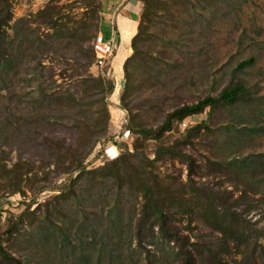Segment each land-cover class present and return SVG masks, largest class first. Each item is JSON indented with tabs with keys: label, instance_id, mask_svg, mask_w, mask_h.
I'll list each match as a JSON object with an SVG mask.
<instances>
[{
	"label": "rangeland",
	"instance_id": "rangeland-1",
	"mask_svg": "<svg viewBox=\"0 0 264 264\" xmlns=\"http://www.w3.org/2000/svg\"><path fill=\"white\" fill-rule=\"evenodd\" d=\"M8 1L11 4V20L6 38L1 39L4 46L9 38L16 36V30L25 24L21 20L28 24L33 37L49 41L47 35L53 34L55 28L47 23V17L40 14L48 7L53 8V21L63 24L74 34L67 48L64 47L65 41L62 43L57 38L49 43L46 51L37 53L41 65L36 71H28L24 64H17L16 60V68L9 72L8 81L11 85H7L0 97V155L6 159L9 167L20 160L31 162V172L24 176L19 192L11 194L8 186L0 182V243L25 264H41L44 252L26 242L29 236L26 233L31 231L29 224L22 225L13 233L8 232V225L18 220L28 204H31L30 211H34L36 217H44L52 212L59 224L62 220L52 209L53 205H56V209L63 207V212L73 215V219L77 218L78 222L84 216L93 220L94 216L90 214L94 209L92 205L86 206L85 212H81L78 205L70 207L63 204L59 188L72 181L77 173H71L70 169L68 173L62 172V163L66 166L68 162L59 157L55 146L56 141L66 147L76 146L79 137L76 121L83 119L85 113L82 112H85L86 107L72 103V108L66 110L62 104H55L43 112L45 120L31 116L34 114L31 113L32 108L26 109L24 118L28 124L22 126V133H17L21 123L15 115L16 102L19 100L15 94L30 92L38 85V82H31L24 87L20 78H38L51 84V92L52 89L69 90L78 98L84 96L89 101H96L100 96L98 89L77 90L78 86L80 88V78L90 73L106 74L108 66L99 68L92 65L86 69L80 66L82 61L77 57L80 35L86 31L89 40L85 46L93 47L95 38L104 30L105 15L102 0ZM158 1L162 4L152 2L147 8L143 3L140 4L136 20L143 30L142 40L138 43L142 54L135 62L136 70H133L132 64L129 67L132 71L131 82L128 83L125 77L124 63L114 69L112 62L108 63L111 73L106 76L113 78L115 88L108 98L107 136L113 139L118 137L117 143L123 150L126 148L132 152L138 147L143 151L152 160L153 173L164 185H171L178 190V197L190 198L188 180L192 178L197 184L230 194L232 200H238L240 209L248 207L247 215L251 221L257 227L264 228V195L250 193L248 198L240 197L243 186L213 164L214 161L227 162L234 156L251 152H264V0H176L170 5H164L165 0ZM86 24L91 25L87 27ZM130 49L129 56L133 53ZM112 56H116V51ZM250 58H253L251 64L237 69L241 62ZM38 63L39 60L35 59L30 66L35 67ZM238 81L243 82L249 90L250 102L206 107L201 113L182 120L184 125L182 121L172 119L170 129L162 135L161 141L170 145L176 140L186 139L191 127L204 125L197 135L190 138V143L182 145L184 151L194 159L191 175L186 161L169 157L156 159V141L136 132L139 128H157L175 109L195 104L207 96L217 97L224 88ZM36 96L34 93L32 97ZM30 101L27 99L28 104L24 105L29 107ZM92 109L96 110V106ZM242 126H258L261 130L250 142L240 139L244 141L237 143L240 147L234 146L233 140H230V145L223 147V141L234 136L232 128ZM109 141L100 140L85 158L87 170L97 169L106 163L100 155H96ZM80 185L81 182L74 187ZM42 186L48 188L39 192ZM127 199L128 207H139L140 197L137 199L128 194ZM65 220L70 227L71 221ZM177 225L192 240H196L199 235L208 242L217 240V234L189 213H179ZM186 226H190L191 230H187ZM84 235L88 240L91 239L89 233ZM259 242L264 249V236L259 238ZM52 257H46L45 261ZM224 258L228 264H243L240 255L232 254ZM69 259L65 264H71Z\"/></svg>",
	"mask_w": 264,
	"mask_h": 264
},
{
	"label": "trees",
	"instance_id": "trees-1",
	"mask_svg": "<svg viewBox=\"0 0 264 264\" xmlns=\"http://www.w3.org/2000/svg\"><path fill=\"white\" fill-rule=\"evenodd\" d=\"M141 1L146 8L152 2L162 4L158 0ZM173 2L176 0H165L163 4L170 5ZM40 14L44 18L47 17V23L55 28L53 34L47 35L49 41L40 40L38 36L33 37L34 34L27 27L28 24L21 20L25 24L16 30V36L9 38L4 46L1 39L6 38L7 28H10L11 4L8 0H0V97L7 85H11L10 80L8 81L9 72L16 68V60H18L17 64H24L28 71H36L41 65L40 57L38 58L36 54L46 51L50 42L59 38L62 43L65 41L64 47L71 45L74 34L69 32L63 24L53 21V8L43 9ZM90 25L86 24L87 27ZM142 33V27L139 25L137 34L131 41L133 53L124 62V72L128 83L131 82L132 72L129 67L133 66L135 71V62L142 54L138 47V43L142 40ZM86 35V31L80 35L77 58L80 62L82 61L80 66L89 69L92 65H96V57L93 47L85 46L88 45L89 40ZM35 59H38L39 63L31 67V62ZM252 61L253 58H250L241 62L237 69L244 68ZM20 79L19 81L25 84L24 87L29 86L31 82H38V85L30 92L15 94L19 99L16 102L15 115L17 121L21 123L17 133H22V126L25 123L28 124L27 119L24 118L26 109L32 108L31 113L34 114L31 116L40 120L46 118L43 113L45 109L55 104H62L66 110L72 108V103L80 104V107H86L87 110L82 112L85 113L83 119L76 121V127L79 130L76 146L66 147L59 141L55 142V146L59 157H63V161L65 159V162H68L66 166L62 163V172L68 173L70 169L71 173H77L72 181L59 188L60 196H63V204H68L70 207L78 205L81 212H85L86 206L92 205L94 209L90 214L94 216L93 220L84 216V219L78 222L77 212L74 217L76 219H73V215H66L63 212V207L56 209V205H53L52 209L60 215L62 220L59 224L55 221L52 212H48L44 217H36L35 212L30 211L31 204H28L18 220L8 225V232L13 233L17 232L22 225L29 224L31 231L26 233L27 236L29 235L26 242L44 252L41 256L44 261H41V264H65L66 260H70L69 258H71V264H228L224 257L232 254L240 255L243 264H264V249L259 242V238L264 236V228L257 227L247 215L248 207L240 209L238 200H232L230 194L221 193L208 185L197 184L189 178L190 198L178 197V190L171 185H164L153 173L152 160L143 151L138 147L132 152L126 148L123 150L118 143L121 149L116 158L105 160L106 163L97 169H86L84 160L93 152L96 144L102 139L114 141L112 137L107 136L108 98L115 88L113 78H109L103 72L99 75L90 73L81 76L78 84L80 88L78 86L77 90L98 89L100 96L96 101H89L84 96L78 98L69 90L52 89L51 92L49 91L51 84H46L45 80L26 77ZM12 90L16 92L15 88ZM34 93L37 94L36 97H32ZM27 99H31L29 107L25 106L28 104ZM123 99L122 97V101ZM250 101L249 90L243 82L238 81L224 88L217 97L207 96L195 104L183 105L175 109L157 128H139L136 132L156 141L157 147L154 152L156 159L169 157L186 161L191 175L194 159L184 151L182 145L190 143V138L197 135L204 125L198 124L191 127L186 139L165 145L161 137L170 129L172 119L180 122L189 116L201 113L206 107L214 108L218 104L233 106L239 102ZM95 106L96 110H93ZM126 129L130 131L129 128ZM232 130L234 136L227 137L229 139L223 141V147L230 145V140L234 141V146L240 147L237 143L252 141L261 128L242 126ZM28 135L29 133L26 136ZM1 153L5 154L4 151ZM100 154L101 151L96 157ZM213 164L220 170H224L223 172L226 171L230 178L243 186L240 197L248 198L250 193L264 195V152H251L234 156L227 162L214 161ZM30 167L31 162L28 160H20L9 167L6 159L0 155V182L8 186L11 194L17 193L20 191L24 176L31 172ZM79 182L81 185L74 187ZM47 188L42 186L39 192ZM128 194L137 199L141 198L137 209L136 205L133 208L127 206ZM179 213H189L201 220L213 233L217 234L216 242H208L202 235L192 240L190 235L185 234L177 225ZM65 219L71 221L70 227L66 225ZM185 228L191 230L190 226ZM85 233H89L91 239L88 240ZM81 234L84 235L83 238ZM46 257H52V259L45 261ZM0 264H25V262L7 251L0 243Z\"/></svg>",
	"mask_w": 264,
	"mask_h": 264
},
{
	"label": "crops",
	"instance_id": "crops-1",
	"mask_svg": "<svg viewBox=\"0 0 264 264\" xmlns=\"http://www.w3.org/2000/svg\"><path fill=\"white\" fill-rule=\"evenodd\" d=\"M141 3V0H102L105 25L101 34L116 41V56L111 60L113 69L129 56L132 38L138 31L136 19Z\"/></svg>",
	"mask_w": 264,
	"mask_h": 264
},
{
	"label": "built area",
	"instance_id": "built-area-1",
	"mask_svg": "<svg viewBox=\"0 0 264 264\" xmlns=\"http://www.w3.org/2000/svg\"><path fill=\"white\" fill-rule=\"evenodd\" d=\"M93 49L96 57V65L99 68H105L108 66V68H106V74L109 76L111 73V67L108 63H111L112 55L116 49L115 39L113 37L106 39L102 34H99L93 42ZM184 124L185 123L182 121V125ZM116 138L118 139V137ZM117 139L105 144L103 150H101L100 158L111 160L120 154Z\"/></svg>",
	"mask_w": 264,
	"mask_h": 264
}]
</instances>
